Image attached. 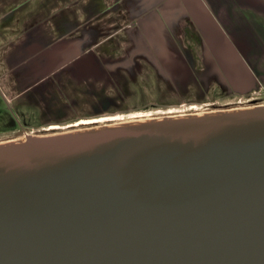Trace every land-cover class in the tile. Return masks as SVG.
Here are the masks:
<instances>
[{
  "label": "water",
  "instance_id": "obj_1",
  "mask_svg": "<svg viewBox=\"0 0 264 264\" xmlns=\"http://www.w3.org/2000/svg\"><path fill=\"white\" fill-rule=\"evenodd\" d=\"M0 264H264V123L0 165Z\"/></svg>",
  "mask_w": 264,
  "mask_h": 264
},
{
  "label": "crops",
  "instance_id": "obj_2",
  "mask_svg": "<svg viewBox=\"0 0 264 264\" xmlns=\"http://www.w3.org/2000/svg\"><path fill=\"white\" fill-rule=\"evenodd\" d=\"M227 16L264 17V0H0V92L10 107L44 113L108 81L120 91L168 81L190 72L187 46L205 17L224 25Z\"/></svg>",
  "mask_w": 264,
  "mask_h": 264
},
{
  "label": "rangeland",
  "instance_id": "obj_3",
  "mask_svg": "<svg viewBox=\"0 0 264 264\" xmlns=\"http://www.w3.org/2000/svg\"><path fill=\"white\" fill-rule=\"evenodd\" d=\"M224 18V25H217L213 17H205V23L198 25L200 31L193 38L204 46L189 40L193 41L187 46L192 52L188 54L190 72L177 76L180 74L177 72H183L177 71L172 74L173 80L171 77L167 81L150 76L128 81L123 91L112 88L117 87L115 80L108 81L107 86L94 88L87 97L81 91L62 96L60 107L55 106L54 110L44 113L26 105L10 107L0 92V134L37 130L43 121L52 122V130L59 129L56 126H75L82 121L103 118L106 121L99 124L114 126L141 117L193 115L264 103V17ZM212 61L217 64L221 75L213 68ZM109 87L112 90L105 89ZM69 102L75 106L68 111L66 105ZM99 124L75 128L107 127ZM70 129L65 127L55 133Z\"/></svg>",
  "mask_w": 264,
  "mask_h": 264
},
{
  "label": "bare ground",
  "instance_id": "obj_4",
  "mask_svg": "<svg viewBox=\"0 0 264 264\" xmlns=\"http://www.w3.org/2000/svg\"><path fill=\"white\" fill-rule=\"evenodd\" d=\"M111 120L114 121L115 119L112 118ZM105 121L106 118H103L82 121L78 124L90 125ZM255 123H264V104L243 108L235 107L223 111L199 112L193 115L184 114L160 118L141 117L121 121L117 123L118 125L114 126L99 124L100 126L107 127L93 130L73 127L60 133L44 136L33 135L30 136L29 140L24 136L0 140V165L24 159L28 157L32 149H35L36 155L39 158L51 160L91 145L132 139H155L176 134L210 131L219 127L254 125Z\"/></svg>",
  "mask_w": 264,
  "mask_h": 264
},
{
  "label": "flooded vegetation",
  "instance_id": "obj_5",
  "mask_svg": "<svg viewBox=\"0 0 264 264\" xmlns=\"http://www.w3.org/2000/svg\"><path fill=\"white\" fill-rule=\"evenodd\" d=\"M261 104H264V103H261ZM94 124V123H92ZM74 124L72 125H67V126H56L58 127L59 129H55V130H52L54 129L53 126H40L39 129L37 130H32V131H22V132H18L16 134H13V135H9V134H0V140H6V139H13V138H16V137H21V136H24L26 138H28V140L30 139V136H33V135H36V136H44L47 132L48 134H52V133H55L57 132L56 130H61L62 128H73V127H77V126H73ZM81 125H88V124H81ZM73 126V127H72ZM47 134V135H48ZM11 136V137H10ZM28 142V141H27Z\"/></svg>",
  "mask_w": 264,
  "mask_h": 264
}]
</instances>
